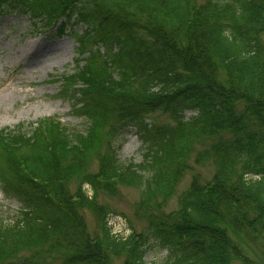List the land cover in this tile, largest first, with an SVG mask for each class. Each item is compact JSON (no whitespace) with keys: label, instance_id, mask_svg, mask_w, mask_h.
<instances>
[{"label":"trees","instance_id":"16d2710c","mask_svg":"<svg viewBox=\"0 0 264 264\" xmlns=\"http://www.w3.org/2000/svg\"><path fill=\"white\" fill-rule=\"evenodd\" d=\"M5 9L43 30L85 27L73 37L86 56L61 84L86 126L0 128V191L20 205L0 224V264H145L151 242L163 264H264V0H0ZM127 128L140 163L117 158ZM196 165L210 178L194 173L178 193ZM121 187L140 190L146 223L126 238L103 202Z\"/></svg>","mask_w":264,"mask_h":264},{"label":"rangeland","instance_id":"374dc122","mask_svg":"<svg viewBox=\"0 0 264 264\" xmlns=\"http://www.w3.org/2000/svg\"><path fill=\"white\" fill-rule=\"evenodd\" d=\"M83 25L59 32L56 28L43 30L33 26L31 18L15 9L0 10V128L14 129L23 125L29 129L31 123L46 117H56L63 124L82 130L85 120L73 111L72 97L62 94L61 78L71 75L76 69L79 55L73 34H81ZM103 50V48H101ZM192 113L183 112L185 117ZM159 121L169 120L166 115L156 112L151 115ZM141 141L136 130L127 128L115 142L117 158L121 163H140ZM192 164V163H191ZM95 168V167H94ZM212 166L196 165L178 184L177 191L184 190L192 174H200L209 179ZM202 180V178H201ZM140 190L121 187L117 197L103 199L111 209L109 225L113 233L126 235L129 226L136 232L146 231V223L134 214V205L139 200ZM20 205L0 191V224H11L18 216ZM177 208V195L165 206V211ZM89 229L96 228L94 219L85 214ZM166 251L151 242L144 256L145 264H163ZM46 264H60L59 260L45 259ZM233 264H241L234 262Z\"/></svg>","mask_w":264,"mask_h":264}]
</instances>
